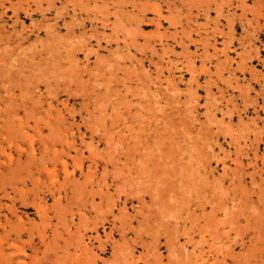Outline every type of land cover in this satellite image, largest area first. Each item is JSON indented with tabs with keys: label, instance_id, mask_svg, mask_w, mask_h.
Masks as SVG:
<instances>
[{
	"label": "rangeland",
	"instance_id": "1",
	"mask_svg": "<svg viewBox=\"0 0 264 264\" xmlns=\"http://www.w3.org/2000/svg\"><path fill=\"white\" fill-rule=\"evenodd\" d=\"M34 1L36 0H30V4L35 5L37 3L38 7L42 6L41 8L44 7V10L40 8L39 13L33 19L34 21H40L42 19L41 16L47 14L43 22L45 27L40 32V35L36 33L39 38L34 37L36 40L27 41L24 47L22 46L25 50L24 54L21 55V52H16V54H20L26 60L29 58L28 61L30 62H28V65L30 63H32L31 66L33 64L36 65V68L33 66L34 68L31 67L30 70H35L34 73L37 70L38 79H33L31 81L33 83L25 79L22 81V86L8 81L9 79L7 78L11 77V72L16 70V68H11L17 64L15 61L16 56L13 57V62H11L12 59L7 61V44L4 41H0V49H3H1L2 53L0 52V56L2 54L3 56L1 57L5 60L3 61L5 63L1 62L0 64V264H264V260H261L264 259V241L259 239L260 242L257 241L255 246L251 242L245 245L240 238L241 235L243 236L242 233L248 232L245 225H250L251 228L255 223L260 226L254 227L252 234L264 239V233L260 232V230L264 232V221L262 219L264 213H260L262 214L259 215L261 218L257 215V211L264 208V165H261L262 159H264V0H122V2L121 0H108L106 3L109 6H106V3H103L102 0L97 1V6H94L95 3L89 2V0H84V3L82 0H71L69 2L71 13H69L70 16L67 14L66 17L69 27L74 24L73 22L78 24L80 19L82 20V18L86 17L88 10H102L101 16H106L108 26L105 28L102 27L101 21H94L95 24H99V29L107 37L103 40L104 50L100 51L98 50L96 38L91 37L95 32L92 26L81 29L83 35L81 40L82 35L80 32L78 33V38L68 36L66 35L67 26L65 27L61 23L56 24L58 20L61 21L58 15H63L67 12L60 0L52 2V5L55 6H52L54 10L50 5H46L50 0ZM78 1L82 2V4ZM101 3L104 6L103 8L100 6ZM143 4L152 7L148 10L146 17L142 16L140 9ZM7 5L9 6L8 0H0V38L7 37V27L13 28L14 25H17V30L20 31L23 27L33 26L31 24L33 23V21L31 22L32 19H27L23 11L19 16L20 19L18 18V23L14 24L17 16L13 11L7 15ZM154 6L161 8L163 11L164 18L160 22L161 27L159 26V21L156 20L157 13L153 10ZM74 7L78 8V11L75 12ZM60 10L61 13H59ZM81 10H83V16L79 14ZM114 10L118 11L117 16L113 14ZM57 12L59 14H56ZM168 16H172V18L169 19ZM76 19L78 20L76 21ZM51 20H54V22ZM120 21L122 24L125 22L124 25L119 23ZM175 22L178 23L177 26ZM114 24H116V29H112ZM130 27H134L137 30L136 33L134 28L130 29ZM55 28H59L60 31L56 32ZM120 28H123V30ZM182 29L186 31V33L184 32L185 34L182 33ZM48 30L50 33L51 31L55 32L54 35L58 33L61 37L66 35L65 40L61 41L58 38L55 42L53 34L51 38H49L51 34L46 35ZM137 32L140 35H136ZM129 33L132 34L133 40L129 38L131 36ZM88 35L91 38V43H89L87 48L88 51L81 50L76 52L75 57L69 60L66 48L74 47L73 43L76 46L80 40L79 44L82 43V46L86 45L87 39H89ZM123 35H125V38ZM171 35L174 36L172 37ZM112 38L118 39L113 40ZM71 40L74 41L71 43ZM108 40L113 43L111 42L110 45H107ZM163 40L164 42H162ZM46 41L51 44L47 43L45 45ZM41 43L44 44L42 45ZM205 43H207L206 46ZM28 45L36 50H31ZM13 47H9L8 51L12 52ZM58 47H62V50H57L56 48ZM38 48L39 50H37ZM52 54H55V56ZM101 55L104 56L101 57ZM20 56L18 55L17 58ZM49 56H51V59L56 58L57 60L52 59L51 62ZM74 59H78V65L81 62L82 71L79 69L77 71L78 67L76 68ZM67 60L74 61L75 69L69 67L71 64L68 65L69 61ZM219 61L220 63H217ZM5 64H7V68H4ZM37 64L40 65L37 66ZM39 66L41 71L38 69ZM57 67H61V70L57 69ZM53 68L54 70H52ZM70 68L76 72L73 70L71 72ZM87 68L90 70H87ZM194 69L198 72H195ZM58 70L60 72L62 70L63 72L68 71L71 73H69L70 76L73 72L75 75L77 73V77L81 76L82 79L80 82H72V77L69 76L71 82L75 83L72 84L67 79V75L63 74V78L57 75V79L55 78L56 80H54L51 75L56 76L53 71ZM113 71L116 75L112 73ZM90 72H94L98 76L96 74L91 75ZM78 73L83 75H78ZM99 75H106L105 86L104 84L101 85L102 82H100V85L97 83L100 80ZM108 77L109 79L107 80ZM134 77L135 79H133ZM46 79L49 81L47 82ZM58 79L60 82L57 81ZM65 79L68 81L66 82ZM2 82L4 85L1 84ZM56 84L60 89L55 87ZM140 84L143 85L141 86ZM127 86L131 87L130 90ZM110 88L111 91L108 92ZM90 89L92 90L90 91ZM114 89L119 91L115 90L117 95L113 91ZM24 91L27 99L22 94ZM125 91L127 94L124 93ZM70 93L73 95H70ZM85 94L87 95L85 96ZM113 94L117 97L116 99ZM134 95L135 97H133ZM96 99L97 101H95ZM120 99L123 101L121 102ZM49 101L50 103H48ZM102 103L104 104L102 105ZM106 103L108 104L107 107ZM97 104L101 108L95 110ZM169 105H171V108ZM65 107L67 108L65 109ZM116 110L119 111L116 112ZM226 112H230V114L233 112L234 115L232 114L231 117ZM97 116L99 117L97 118ZM160 117L162 120L158 119ZM99 118H102V120ZM94 119H96L98 124H95V121V125L92 124ZM123 119L125 120L123 121ZM209 120L211 122L213 120V122L211 123ZM57 121L59 122L57 123ZM246 121H249V124ZM45 123L47 124L45 125ZM256 124L258 125L257 127L255 126ZM173 128L176 130L174 131ZM116 129H120V131ZM186 129L190 132L187 131L188 135H182L183 133L187 134L185 133ZM131 130L132 132H130ZM113 131L118 132L114 133ZM170 134L174 137H172L173 139ZM191 134H194V138ZM166 136L167 139L165 141L164 138ZM257 136L263 140L257 139ZM234 137H238L240 141L238 139L233 140L232 138ZM159 138H162L163 141ZM188 138H193V141ZM173 140L177 141L172 142ZM207 140L211 141L208 142ZM258 140L260 141L258 142ZM233 141L237 143H233ZM140 142L143 147L146 146L151 150L145 151L143 149V152L141 150L142 145H139ZM159 142L161 145L157 147ZM135 143L139 147H137L138 145L135 147ZM178 143L179 147L182 148L183 146L185 150L178 149ZM197 144L200 146H197ZM206 144L207 146L209 144L210 147H207ZM188 145L192 146L189 148ZM126 147L129 152H126ZM158 149L162 153H157ZM171 149L176 153L174 151L171 153ZM183 151L188 152L189 155H181L184 154ZM127 154L134 161L126 156ZM158 154L162 156L158 157ZM203 154L204 156L201 157ZM180 157L181 159L179 160L178 158ZM140 158L142 160H139ZM149 158H153L151 166L143 164ZM174 159L175 161H173ZM198 159H201L202 162L198 161ZM255 159L259 160L258 164H256ZM124 160H126L125 163ZM177 160L181 162L180 164H185V166L178 164L179 161L177 162ZM188 160L190 164H187V162L189 163ZM121 161L123 162L121 163ZM29 162L31 163L30 166ZM63 162H67L69 166L71 179H65ZM162 163L166 165L164 166ZM171 163L173 165H170ZM174 165H179L180 167ZM252 166H255V168L253 169ZM170 167L175 169L172 171ZM176 167L181 169L178 168V170ZM193 167L198 168L196 169L197 172L196 170L194 171ZM55 169L57 172L53 173L52 171ZM252 171L253 173H251ZM143 172H145V175H143ZM173 172L181 174L182 177L176 173L174 175ZM232 172L238 174L236 175ZM146 173H149V175ZM197 174L200 179L197 176L194 177ZM189 175L194 178L193 181H197L198 185H195L199 187H196L194 185L195 182H192V180H188L191 183L187 182V178L192 179ZM184 176L187 178H184ZM161 177L166 179V181ZM179 177L184 181L180 180ZM158 178L162 179V183L165 181L163 185L161 184L162 187L165 184L166 186L170 185L167 186L169 189L167 187H158L164 193L156 188V185L160 184L156 183L159 180ZM177 180L178 183L176 182ZM183 182L189 183L190 189L194 185L195 189L199 188L202 190H198L197 193L194 192L193 188L191 192L190 190L188 192L186 191V186L189 184L186 183V185ZM147 183L149 186H146L148 185ZM182 184L186 186H179ZM207 185H212L213 187L211 186L210 189ZM177 186L179 187L177 188ZM152 187L158 193H161H156V190L152 189ZM177 189L178 192L174 193L173 191ZM152 190H155V193ZM255 190L257 192L253 194L252 192ZM199 191H201L200 194ZM196 193L198 194L197 196ZM150 194L152 195L150 196ZM153 194L154 196L157 194L156 197L160 199H152ZM181 194L184 197L189 194V198L187 196L183 198ZM168 195H172V198L168 197ZM248 195L252 197L253 201L246 200L245 202ZM165 198L169 201L166 202ZM199 199L200 201H198ZM205 199H208V201ZM157 200L160 201V205L162 203L161 206H158L159 202ZM178 200L182 202L178 203L179 205L177 204ZM209 200L217 201L216 203L219 202L222 207L219 208V203L211 207L215 202H210ZM207 202L212 204L207 205ZM198 203L202 207L198 206V208ZM172 205H176L178 210H171L169 207ZM165 206L169 207L163 210ZM181 206H185V208ZM256 206L257 208H255ZM233 207L234 210L231 209ZM244 207L245 209L241 213L240 210H243L242 208ZM247 207L250 209H246ZM161 208L163 213L160 211ZM155 209H157V212ZM223 210H226V213ZM231 210L233 211V218L237 217L236 224L235 222L230 223L232 222L230 219H233L231 217L232 214H230ZM247 210L250 211L248 212ZM253 211H255L256 214H254L260 221H256V219L255 222L253 220L246 221L245 214L247 213L248 217H250ZM158 212H161V214ZM167 212L169 214L174 212L176 215L171 217L167 215V218L164 216ZM204 212L206 216H204ZM187 213L189 214L187 215ZM225 214L228 216L226 217ZM210 215L212 216L209 219ZM196 216H201L203 219L201 217L196 218ZM256 216L254 217L257 218ZM226 218L230 219L227 220ZM239 219H242L243 222H238ZM166 221L173 222L170 224ZM204 221H210V230L207 229L206 232L202 233V230L208 224ZM228 221L230 222L228 223ZM193 222L195 223L193 224ZM167 223L170 225L168 226ZM173 224L176 226H172ZM238 224L240 225L238 226ZM172 227L173 229L177 227L178 231L168 230V228ZM238 227L239 229H237ZM229 228L233 229L234 232L229 230ZM183 230L186 233H183ZM214 232H218L219 237H216V235L214 239L213 234H217ZM219 232H223V236ZM162 233L164 234L162 235ZM235 233L237 234L236 238ZM155 235L156 237L162 236L161 242L160 240H155ZM189 236L193 238L190 240L191 242L188 240ZM167 237L171 241L169 245L165 243ZM172 237L176 238L173 239ZM203 241L206 242L204 243ZM218 243L228 245L226 247ZM218 259H222V261L219 263L220 260Z\"/></svg>",
	"mask_w": 264,
	"mask_h": 264
},
{
	"label": "bare ground",
	"instance_id": "2",
	"mask_svg": "<svg viewBox=\"0 0 264 264\" xmlns=\"http://www.w3.org/2000/svg\"><path fill=\"white\" fill-rule=\"evenodd\" d=\"M36 1H37V0H36ZM36 1H34V2H36ZM55 1H57V0H50L49 2L46 1V2H48V4H46V5H50L51 8H52V6H53V5H52V2H55ZM60 1L62 2V6H64V9H66L67 12H66V14H63V15L60 14L61 16L58 15V16H59L58 18H61V21L58 20V21L56 22V24H60V23H61L62 25H65V27L67 26V31H66L67 34H66V35H68V36H73V37H77L79 32H80L81 35H82V31H81V29H86L87 26H92V28H94V31H95V32L92 34L91 37H95V38H96V40H97V46H98V50H99V51H100V50H104V49H103V40L106 39L107 37H105V34L102 33V30L99 29V24H95V22H94V21H97V22H98V21H101V23H102V27H104V28L108 26V24H107V22H106V21H107V20H106V16H104V15L101 16V15H102V13H101L102 10H101V11H98V10H96V9H94V10H88V11H87V14H86V17L82 18V20L80 19V22H79L78 24H76V22H73L74 24H73L71 27H69V25H68V23H67V21H66V17H67V14L71 13V10H70L71 7H70V4H69V2H70L71 0H60ZM97 1H98V0H89V2L95 3L94 6H97V5H96V4H98ZM107 1H108V0H102L103 3H106ZM73 2H74V1H73ZM75 2H76V1H75ZM78 2L82 4V2L84 3L85 1L82 0V2H80V1H78ZM121 2H122V0H121ZM39 3H40V2H39ZM87 3H88V2H87ZM109 3H110V2H109ZM116 3H118V2H116ZM119 3H120V1H119ZM8 4H9V6L7 5V15H9L11 11H13V12L16 14V16H17V19H16V20H14V19L12 18V20H14V24H15V23H16V24L18 23V18H19V16L21 15L22 11L26 14V18H27V19L31 18V19H32L31 22L33 21V23H31V24H33V26L30 24L31 26L23 27V29L20 30V31L17 30V25H14L13 28L7 27V37H6V38H5V37L0 38V41H4V42L7 44V56H6V57H7V61H10L9 59H12L11 62H13V57L16 56L15 61L17 62V64L15 65V67H11V68H16V70H14V71L11 72L12 74H11V77H10V78H9V77L7 78V76H5L4 74H3V75H4V77H6L7 79H9L8 81H11V82L17 83V84H19V86H20V85L22 86V85H23V83H22L23 80L27 79L29 82H31V81H33V79H35V78L38 79L39 75L36 73L37 70H36V72H35L36 74L34 73L35 70H34V71L30 70L31 67H33V66L35 67L36 65L33 64V65L31 66L32 63H30V65H28V62H30V61H28L29 58H27L28 60H26L24 57H21L20 54H16V52H17V53L21 52V55L24 54V53H25V50L23 49L24 44H25L27 41H30V40H32V39H35L34 37H38V35L41 34L40 32H41L42 29H44V27H45L43 22H44V20L46 19L47 14H43V16H41L42 19H41L40 21H37V20L34 21V19H33L34 16H36V15L39 13L40 8H41L42 6L39 5L40 7H38L37 3H36L35 5H31V4H30V0H8ZM120 4H121V3H120ZM71 5H72V3H71ZM75 5H77V4L75 3ZM117 5H118V4H117ZM34 6H37V7H34ZM50 6H49V7H50ZM86 6H87V5H86ZM100 6H102V8L104 7L102 3H101ZM106 6H109V4L106 3ZM113 6H114V5H113ZM120 6H121V5H120ZM122 6H123V5H122ZM47 7H48V6H47ZM53 7H55V6H53ZM72 7H73V5H72ZM76 7H77V6H76ZM76 7H74V11H75V12L78 11V8H76ZM134 7H135V6H134ZM43 8H44V7H43ZM43 8H41V9H43ZM80 8H81V7H80ZM86 8H87V7H86ZM99 8H100V7H99ZM109 8H110V7H109ZM136 8H137V7H136ZM151 8H152V7L148 6L147 4H143V5L141 6V8H140L141 11H142V12H141V13H142V16H143V17H146L147 14H148V10L151 9ZM45 9H46V8H45ZM52 9H53V8H52ZM72 9H73V8H72ZM121 9H122V8H121ZM43 10H44V9H43ZM47 10H48V8H47ZM47 10H46V13H47ZM53 10H54V9H53ZM55 10H56V9H55ZM106 10H107V9H106ZM115 10H116V9H115ZM115 10H114V11H115ZM125 10H126V9H125ZM153 10L157 13V14H156V16H157V19H156V20L159 21V26H160V25H161L160 22L162 21V18H164L163 11H162L161 8H157V6H154V7H153ZM58 11H59V10H58ZM42 12H43V11H42ZM103 12H104V11H103ZM106 12H107V11H106ZM125 12H126V11H125ZM171 12H172V11H171ZM59 13H61V10H60ZM59 13L57 12L56 14H59ZM108 13H109V12H108ZM132 13H133V12H132ZM79 14H81V16H83V15H84V14H83V10H81V11L79 12ZM113 14L117 16L118 11H115ZM113 14H112V15H113ZM171 14H172V13H171ZM13 15H14V14H13ZM13 15H11V16H13ZM41 15H42V14H41ZM74 15H75V14H74ZM55 16L57 17V15H55ZM69 16H70V14H69ZM72 16H73V15H72ZM110 17H111V16H110ZM127 17H128V14H127ZM129 17H130V16H129ZM168 17H169V16H168ZM10 18H11V17H10ZM153 18H154V17H153ZM170 18H172V16L169 17V19H170ZM173 18H174V16H173ZM19 19H20V18H19ZM74 19H75V17H74ZM74 19H73V20H74ZM116 19H117V18H116ZM116 19H115V20H116ZM55 20H56V19H55ZM73 20H72V21H73ZM77 20H78V19H76V21H77ZM113 20H114V19H113ZM119 20H120V19H119ZM51 21H52V20H51ZM72 21H71V22H72ZM116 21H117V20H116ZM116 21H113V22H116ZM171 21H173V19H171ZM52 22H54V20H53ZM71 22H70V24H71ZM108 22H109V21H108ZM113 22H112V23H113ZM117 22H118V21H117ZM132 22H133V21H132ZM49 23H50V22H49ZM119 23H121V21H120ZM124 23H125V22H124ZM124 23H123V24L121 23V24L124 25ZM139 23H140V22H139ZM175 23H176V26H177L178 23H177V22H175ZM12 24H13V23H12ZM56 24H55V25H56ZM121 24H120V25H121ZM171 24H172V23H171ZM171 24H170V25H171ZM50 25H51V24H50ZM115 25H116V24H114V27L112 26V29L115 28ZM117 25H118V24H117ZM120 25H119V26H120ZM156 25H157V24H156ZM174 25H175V24H174ZM52 26H53V25H52ZM52 26H51V27H52ZM159 26H158V27H159ZM21 27H22V26H21ZM49 27H50V26H49ZM53 27H54V26H53ZM121 27H122V26H121ZM126 27H127V26H126ZM138 27H139V26H138ZM160 27H161V26H160ZM46 28H47V26H46ZM89 28H90V27H89ZM116 28H117V27H116ZM116 28H115V29H116ZM131 28H134V27H130V29H131ZM155 28H156V27H155ZM60 29H62V27H60ZM87 29H88V28H87ZM120 29L123 30V28H120ZM127 29H128V28H127ZM179 29H180V28H179ZM52 30L54 31V29H52ZM106 30H107V29H106ZM132 30H133V29H132ZM162 30H163V29H162ZM166 30H167V29H166ZM182 30H183L182 33L185 34L186 31H185L184 29H182ZM53 31H51V33L49 32V30L46 31V35H50V34H51L50 37L48 36L49 38H51V37L55 34V32H53ZM55 31L57 32V31H60V30H59V28H55ZM116 31H117V30H116ZM127 31H128V30H127ZM127 31H126V33L129 32V31H128V32H127ZM130 31H131V30H130ZM134 31H135V33H136L137 30H135V28H134ZM134 31H132V32L134 33ZM160 31H161V30H160ZM167 31H168V30H167ZM92 32H93V31H92ZM110 32H111V31H110ZM112 32H113V31H112ZM114 32H115V31H114ZM117 32H118V31H117ZM123 32H124V31H123ZM152 32H153V31H152ZM158 32H159V31H158ZM184 32H185V33H184ZM36 33H39V34L37 35ZM101 33H102V35H101ZM121 33H122V32H121ZM124 33H125V32H124ZM189 33H190V32H189ZM52 34H53V35H52ZM76 34H77V35H76ZM90 34H91V33H90ZM112 34H113V33H112ZM115 34H116V32H115ZM129 34H131V33H129ZM138 34L140 35V33L137 32L136 35H138ZM176 34H177V33H176ZM66 35L61 37V36H59V34L57 33V35H54V37H55V42H56V39H58V38L61 39V41H62V40L66 37ZM79 35H80V34H79ZM109 35H110V34H109ZM169 35H170V34H169ZM123 36H124V38H125V35H123ZM129 36H130V35H129ZM141 36H144V35L141 34ZM171 36L173 37L174 35H171ZM177 36H178V35H177ZM0 37H1V36H0ZM54 37H53V38H54ZM88 37H89V39H87V44H86V45H83V46H82V43L79 44V42L83 39V35H82V38L79 37L81 40L78 39V40H80V41H79V42H78V40L76 41V44H77V42H78V44H77L76 46H75V43H73V46H74V47H69L70 49H69V48H66V52H67V54H68L67 56H69V58H68V57H67V58H68L69 60H71L70 58L73 59V58L75 57L76 52H80L81 50H83V51H86V50H87V51H88L87 48H88V46H89V43H91V42H90V41H91V40H90L91 38H90L89 35H88ZM108 37H109V36H108ZM127 37H128V36H127ZM127 37H126V38H127ZM132 37H133V36H132V34H131V36H130L129 38L132 39ZM38 38H39V37H38ZM77 38H78V37H77ZM109 38H110V37H109ZM121 38H122V37H121ZM144 38H145V36H144ZM158 38H159V37H158ZM158 38H157V39H158ZM186 38H189V37H186ZM47 39H48V38H47ZM68 39H71V38H68ZM73 39H74V38H73ZM75 39H76V38H75ZM112 39L114 40L115 38H112ZM117 39H118V38H117ZM117 39H115V40H117ZM127 39H128V38H127ZM135 39H136V38H135ZM147 39H149V38H147ZM151 39H152V38H151ZM166 39H167V38H166ZM189 39H191V38H189ZM35 40H36V39H35ZM42 40H43V39H42ZM52 40H53V39H52ZM64 40H65V39H64ZM66 40H67V39H66ZM122 40H123V39H122ZM132 40H133V39H132ZM167 40H168V39H167ZM180 40H181V39H180ZM194 40H195V39H194ZM38 41H39V40H38ZM43 41H44V40H43ZM50 41H51V40H50ZM50 41H49V42H50ZM53 41H54V40H53ZM68 41H70V40H68ZM73 41H74V40H73ZM73 41L71 40V43H72ZM119 41H120V39H119ZM137 41H138V40H137ZM207 41H208V40H207ZM39 42H40V41H39ZM83 42H84V40H83ZM111 42H112L111 40H108V41H107V43H108L107 45H110ZM117 42H118V41H117ZM122 42H123V41H122ZM162 42H164V40H163ZM32 43H33V42H32ZM47 43H48V42L46 41L45 45H46ZM112 43H113V42H112ZM127 43H128V42H127ZM127 43H126V44H127ZM129 43H130V42H129ZM131 43H133V42H131ZM136 43H137V42H136ZM166 43H167V42H166ZM184 43H185V42H184ZM1 44H2V43H1ZM41 44L43 45L44 43H41ZM48 44H49V43H48ZM50 44H51V43H50ZM50 44H49V45H50ZM153 44H154V43H153ZM161 44H162V43H161ZM168 44H169V43H168ZM188 44H189V43H188ZM190 44H191V43H190ZM4 45H5V44H4ZM56 45H58V44H56ZM63 45H65V43H63ZM67 45H68V44H67ZM156 45H157V44H156ZM175 45H176V44H175ZM206 45H207V43H205V46H206ZM13 46H14V47H13ZM22 46H23V47H22ZM28 46H29V45H28ZM35 46H36V43H35ZM47 46H48V45H47ZM91 46H92V45H91ZM127 46H128V45H127ZM227 46H228V45H227ZM9 47H11V48L13 47V49H12L13 51H12V52H9V51H8V48H9ZM41 47H42V46H41ZM48 47H49V46H48ZM56 47H57V46H56ZM201 47H202V46H201ZM11 48H10V49H11ZM15 48H16V49H15ZM29 48H31V47L29 46ZM46 48H47V47H46ZM84 48H86V49H84ZM184 48H185V47H184ZM204 48H205V47H204ZM204 48H203V50H204ZM227 48H228V47H227ZM1 49H2V48H1ZM1 49H0V52L2 53ZM4 49H6V48H4ZM32 49H33V50H36L35 48H31V50H32ZM54 49H55V47H54ZM56 49L60 51V50H62V47H61V48L58 47V48H56ZM185 49H186V48H185ZM2 50H3V49H2ZM37 50H39V48H38ZM40 50H41V49H40ZM51 50H52V49H51ZM168 50H169V49H168ZM203 50H202V51H203ZM44 51H45V50H44ZM44 51H43V52H44ZM52 51L54 52V50H52ZM110 51H111V50H110ZM202 51H201V52H202ZM26 52H27V51H26ZM32 52H33V51H32ZM41 52H42V51H41ZM49 52H50V51H49ZM95 52H96V51H95ZM34 53H35V52H34ZM34 53H33V54H34ZM51 53H52V52H51ZM55 53H56V52H55ZM87 53H88V52H87ZM87 53H86V54H87ZM194 53H195V52H194ZM5 54H6V53H5ZM28 54H29V53H28ZM39 54H40V53H39ZM63 54H64V53H63ZM93 54H95V53L93 52ZM96 54H97V52H96ZM99 54H100V53H99ZM18 55L20 56L19 58H17ZM35 55H36V54H35ZM47 55H49V54H47ZM50 55H51V54H50ZM52 55H53V54H52ZM113 55H114V54H113ZM162 55H163V54H162ZM164 55H165V54H164ZM168 55H170V54H168ZM1 56H3V55L1 54ZM1 56H0V64H1V62L5 61V60L3 59V57H1ZM53 56H55V54H54ZM86 56H88V55H86ZM103 56H104V55H103ZM103 56L101 55V57H103ZM118 56H119V55H118ZM49 57H50V59H51V56H49ZM88 57H89V56H88ZM95 57H96V56H95ZM125 57H126V56H125ZM190 57H191V56H190ZM201 57L203 58V56H201ZM223 57H224V56H223ZM62 58H63V57H62ZM67 58H66V59H67ZM212 58H213V57H212ZM45 59H46V58H45ZM45 59H44V60H45ZM52 59H53V58H52ZM52 59H51V62H52ZM54 59H55V61L57 60L56 58H54ZM54 59H53V60H54ZM117 59H118V58H117ZM144 59H145V58H144ZM37 60H38V59H37ZM40 60H42V59H40ZM40 60H39V61H40ZM69 60H67V61H69ZM77 60H78V59H76V60L74 59V61L76 62V68L78 67V68H77V71H78V69H79L80 71H82L81 68H82L83 66L81 65V62H80L79 65H78V64H77ZM103 60H104V59H103ZM120 60H121V59H120ZM123 60H124V58H123ZM200 60H201V59H200ZM26 61H27V62H26ZM46 61H47V60H46ZM74 61H69V63H68V65L71 64L69 67H72L73 69H75ZM99 61H100V60H99ZM166 61H167V60H166ZM183 61H184V60H183ZM207 61H208V60H207ZM207 61H206V62H207ZM25 62H26V63H25ZM35 62H36V61H35ZM42 62H43V61H42ZM150 62H151V61H150ZM193 62H194V61H193ZM3 63H5V62H3ZM6 63H7V62H6ZM8 63H9V62H8ZM36 63H37V62H36ZM46 63H47V62H46ZM57 63H58V62H57ZM155 63H156V62H155ZM178 63H179V62H178ZM191 63H192V62H191ZM204 63H205V62H204ZM217 63H220V61L217 62ZM223 63H224V62H223ZM55 64H56V62H55ZM55 64H53V65H55ZM201 64H202V63H201ZM3 65H4V64H3ZM3 65H2V66H3ZM6 65H7V64H5L4 68L6 67ZM38 65H40V64H37V66H38ZM43 65H45V64H43ZM47 65H49V64L47 63ZM57 65H58V64H57ZM77 65H78V66H77ZM96 65H97V64H96ZM139 65H140V64H139ZM182 65H183V64H182ZM84 66H85V65H84ZM93 66H94V65H93ZM104 66H105V65H104ZM119 66H120V64H119ZM123 66H124V65H123ZM7 67H8V66H7ZM7 67H6V68H7ZM9 67H10V66H9ZM29 67H30V68H29ZM34 67H33V68H34ZM49 67H51V66H49ZM49 67H47V68H49ZM54 67H56V65H55ZM96 67H97V66H96ZM121 67H122V65H121ZM142 67H144V66H142ZM192 67H193V66H192ZM202 67H203V66H202ZM1 68H2V67H1ZM27 68H29V69H27ZM35 68H36V67H35ZM43 68H44V66H43ZM94 68H95V67H94ZM107 68H108V67H107ZM122 68H123V67H122ZM181 68H182V67H181ZM181 68H180V69H181ZM193 68H194V67H193ZM38 69H40V66L38 67ZM45 69H46V67H45ZM50 69H51V68H50ZM57 69L61 70V67H60V68L57 67ZM70 69H71V68H70ZM73 69H71L70 71L72 72ZM88 69H89V68H87V70H88ZM103 69H104V68H103ZM114 69H115V68H114ZM215 69H216V68H215ZM6 70H7V69H6ZM6 70H5V71H6ZM46 70H47V69H46ZM52 70H54V68H53ZM59 70H58V71H53V72L56 73V76H54V75L51 73V74H52L51 76H53L52 78H54V80L57 79V78H56V77H58L57 75H59V76L62 77L63 74H66V75H67L66 77H67V79H69L70 82H71V80H72V82H73V81H74V82H75V81H79V82H80V80L82 79L81 76L77 77V73H76V75H75L74 72H76V71H74V70H73V71H74L73 74H74L75 76H74L73 74L70 76V75H69L70 72H68V71H67V72H65V71L63 72L64 69L62 70V72H60ZM65 70H67V69H65ZM89 70H90V69H89ZM156 70H157V69H156ZM194 70H195V69H194ZM204 70H205V69H204ZM216 70H217V69H216ZM216 70H215V71H216ZM8 71H9V70H8ZM8 71H7V72H8ZM40 71H41V69H40ZM47 71H49V69H48ZM91 71H92V70H91ZM93 71H95V70H93ZM205 71H207V70H205ZM217 71H218V70H217ZM0 72H1V71H0ZM45 72H46V71H45ZM109 72H110V71H109ZM193 72H194V71H193ZM195 72H198V71L195 70ZM9 73H10V72H9ZM38 73H39V72H38ZM55 73H54V74H55ZM98 73H99V72H98ZM112 73L115 74L114 71H113ZM39 74H40V73H39ZM43 74H44V73H43ZM49 74H50V73H49ZM49 74H48V75H49ZM70 74H71V73H70ZM88 74H89V73H88ZM90 74L92 75V74H94V72H92V73L90 72ZM95 74H96V73H95ZM95 74H94V75H95ZM6 75H7V74H6ZM78 75H83V74H82V73H78ZM96 75H97V74H96ZM115 75H116V74H115ZM8 76H9V75H8ZM46 76H47V75H46ZM64 76H65V75H64ZM69 76L72 77L71 80H70V77H69ZM97 76H98V75H97ZM97 76H96V78H97ZM105 76H106V75H105ZM105 76L99 75L100 80H101V81L99 80V81L97 82L99 85H100V82H102L101 85L104 84ZM111 76H112V74H111ZM128 76H129V75H128ZM128 76H127V77H128ZM130 76H131V75H130ZM4 77H3V78H4ZM40 77H41V76H40ZM61 77H59V78H61ZM68 77H69V78H68ZM99 77H98V78H99ZM109 77H110V76H109ZM109 77L107 78V80L109 79ZM112 77H113V76H112ZM114 77H115V76H114ZM159 77H160V76H159ZM3 78H1V79H3ZM41 78H42V77H41ZM55 78H56V79H55ZM62 78H63V77H62ZM62 78H61V79H62ZM64 78H65V77H64ZM94 78H95V76H94ZM115 78H116V77H115ZM37 79H36V81H37ZM67 79H65L66 82L68 81ZM133 79H135V77H134ZM139 79H140V78H139ZM159 79H160V78H159ZM40 80H41V79H40ZM46 80H47V79H46ZM51 80H52V79H51ZM85 80H86V79H85ZM85 80H84V81H85ZM115 80H117V79H115ZM38 81H39V80H38ZM48 81H49V80H47V82H48ZM57 81L60 82L59 79H58ZM57 81H56V82H57ZM61 81H62V80H61ZM91 81H93V80H91ZM91 81H90V82H91ZM109 81H110V80H109ZM117 81H118V80H117ZM123 81H124V80H123ZM56 82H55V83H56ZM72 82H71V83H72ZM79 82H77V83H79ZM87 82H88V80H87ZM120 82H121V81H120ZM139 82H140V81H139ZM142 82H143V81H142ZM142 82H141V83H142ZM31 83H33V82H31ZM31 83H30V85H32ZM38 83H39V82H38ZM81 83H82V82H81ZM85 83H86V81H85ZM94 83H96V82H94ZM105 83H106V82H105ZM1 84H3V82H2ZM25 84H26V83H25ZM69 84H70V83H69ZM72 84H75V83H72ZM86 84H87V83H86ZM91 84H93V83L91 82ZM98 84H97V85H98ZM124 84H125V83H124ZM143 84H144V83H143ZM143 84H142V85H143ZM167 84H168V83H167ZM3 85H4V84H3ZM30 85H28V86H30ZM65 85H66V84H65ZM70 85H71V84H70ZM79 85H80V84H79ZM83 85H84V83H83ZM93 85H94V84H93ZM110 85H111V83H110ZM125 85H126V84H125ZM129 85H130V84H129ZM140 85H141V84H140ZM142 85H141V86H142ZM25 86H26V85H25ZM28 86H27V87H28ZM104 86H105V84H104ZM104 86H103V87H104ZM108 86H109V84H108ZM131 86H132V85H131ZM146 86H147V85H146ZM168 86H169V85H168ZM46 87H47V86H46ZM55 87H57V84H56ZM64 87H65V86H64ZM92 87H93V86H92ZM92 87H91V88H92ZM94 87H96V86L94 85ZM94 87H93V88H94ZM99 87H100V86H99ZM137 87H138V86H137ZM17 88H18V87H17ZM57 88H59V87H57ZM68 88H71V87H68ZM115 88H116V87H115ZM127 88L130 90L131 87L129 88V86H127ZM135 88H136V87H135ZM144 88H145V87H144ZM46 89H48V88H46ZM59 89H60V88H59ZM75 89H76V88H75ZM94 89H95V88H94ZM116 89H117V88H116ZM116 89H114L113 91H115ZM91 90H92V89H90V91H91ZM108 90H109V89H108ZM125 90H126V89H125ZM77 91H78V90H77ZM81 91H82V90H81ZM88 91H89V90H88ZM110 91H111V88H110V90H109L108 92H110ZM116 91H118V90H116ZM116 91H115V93H116ZM173 91H174V90H173ZM175 91H176V88H175ZM10 92H11V91H10ZM27 92H28V91H27ZM78 92H79V91H78ZM78 92H77V94L80 93V92H79V93H78ZM84 92H85V91H84ZM86 92H87V91H86ZM108 92H107V93H108ZM118 92H119V91H118ZM7 93H8V90H7ZM19 93H21V92L19 91ZM72 93H73V92H72ZM72 93H70V95H71ZM81 93H82V92H81ZM124 93H126V91H125ZM22 94H24V96H25V95H26V92L24 91V93H22ZM51 94H52V93H51ZM74 94H75V93H74ZM96 94H97V93H96ZM126 94H127V93H126ZM42 95H43V94H42ZM58 95H59V94H58ZM72 95H73V94H72ZM86 95H87V94H85V96H86ZM99 95H100V94H99ZM113 95H114V94H113ZM116 95H117V93H116ZM124 95H125V94H124ZM136 95H137V94H136ZM138 95H139V94H138ZM102 96H103V95H102ZM102 96H101V97H102ZM140 96H141V95H140ZM22 97H23V96H22ZM26 97H27V96H25V98H26ZM74 97H75V96H74ZM94 97H95V96H94ZM97 97H98V96H97ZM109 97H110V96H109ZM109 97H108V98H109ZM114 97H115V95H114ZM133 97H135V95H134ZM108 98H107V99H108ZM116 98H117V97H115V99H116ZM15 99H16V98H15ZM23 99H24V98H23ZM26 99H27V98H26ZM26 99H25V100H26ZM99 99H100V96H99ZM93 100H94V99H93ZM110 100H111V99H110ZM50 101H51V100H50ZM50 101H49L48 103H50ZM95 101H97V99H96ZM108 101H109V100H108ZM120 101H121V99H120ZM122 101H123V100H122ZM122 101H121V102H122ZM124 101H125V100H124ZM9 102H10V101H9ZM78 102H79V101H78ZM106 102H107V101H106ZM10 103H11V102H10ZM83 103H84V102H83ZM99 103H100V102H99ZM113 103H114V102H113ZM125 103H126V102H125ZM170 103H171V101H170ZM95 104H96V103H95ZM100 104H101V103H100ZM103 104H104V103H102V105H103ZM121 104H122V103H121ZM128 104H129V103H128ZM133 104H134V103H133ZM179 104H180V103H179ZM107 105H108V104L106 103V107H107ZM225 105H226V104H225ZM65 106H66V105H65ZM94 106L96 107V105H94ZM98 106H99V104H97V107H96L95 110H97V108H98V109L101 108L100 106H99V107H98ZM112 106H113V105H112ZM163 106H164V105H163ZM169 106H170V108H171V105H169ZM115 107H116V106H115ZM119 107H120V105H119ZM223 107H224V105H223ZM50 108H51V107H50ZM66 108H67V107H65V109H66ZM112 108H113V107H112ZM117 108H118V106H117ZM226 108H227V107H226ZM51 109H52V108H51ZM110 109H111V108H110ZM118 109H119V108H118ZM101 110H103V109H101ZM114 110H115V109H114ZM119 110L121 111V109H119ZM119 110H116V112H118ZM228 110H229V108H228ZM230 110H232V108H230ZM255 110H256V109H255ZM111 111H112V110H111ZM169 111H170V110H169ZM172 111H173V110H172ZM191 111H192V110H191ZM257 111H258V110H257ZM257 111H256V112H257ZM97 112H98V111H97ZM166 112H167V111H166ZM230 112H231V111H230ZM230 112H229V113L226 112V114H229V115L231 116V115L233 114V112H232V114H230ZM58 113H59V112H58ZM93 113H94V112H93ZM113 113L115 114L114 111H113ZM164 113H165V112H164ZM185 113H186V112H185ZM254 113H255V112H254ZM48 114H49V113H48ZM89 114H91V113H89ZM98 114H99V113H98ZM187 114H188V113H187ZM99 115H100V114H99ZM233 115H234V114H233ZM15 116H16V115H15ZM91 116H92V115H91ZM101 116H102V115H101ZM116 116H119V115H116ZM172 116H174V115H172ZM175 116H176V114H175ZM187 116H188V115H187ZM89 117H90V116H89ZM98 117H99V116H97V118H98ZM231 117H232V116H231ZM231 117H230V118H231ZM256 117H257V116H256ZM259 117H260V116H259ZM50 118H51V117H50ZM84 118H85V117H84ZM111 118H113V117H111ZM123 118H125V117L123 116ZM99 119L102 120V118H99ZM103 119H104V118H103ZM117 119H118V118H117ZM158 119L162 120L161 117L158 118ZM171 119H172V118H171ZM240 119H242V118H240ZM86 120H87V119H86ZM89 120H90V118H89ZM124 120H125V119H123V121H124ZM163 120H164V119H163ZM166 120H167V119H166ZM253 120H254V119H253ZM60 121H61V119H60ZM83 121H84V120H83ZM91 121H92V120H91ZM94 121L96 122V119H94V120L92 121V122H93L92 124H94ZM103 121H104V120H103ZM179 121H180V120H179ZM209 121H210V120H209ZM242 121H243V120H242ZM58 122H59V121H57V123H58ZM98 122H99V121H98ZM135 122H136V121H135ZM170 122H171V121H170ZM210 122H211V121H210ZM212 122H213V120H212ZM212 122H211V123H212ZM225 122H226V121H225ZM229 122H230V121H229ZM229 122H228V123H229ZM248 122H249V121H246V123H248ZM88 123H89V122H88ZM103 123H105V122H103ZM137 123H138V122H137ZM177 123H178V122H177ZM246 123H245V124H246ZM251 123H253V122H251ZM46 124H47V123H45V125H46ZM95 124H98V123L96 122ZM95 124H94V125H95ZM99 124H100V123H99ZM123 124H124V123H123ZM163 124H164V123H163ZM171 124H172V123H171ZM171 124H168V125H171ZM248 124H249V123H248ZM254 124H255V123H254ZM102 125H103V124H102ZM102 125H101V126H102ZM132 125H133V124H132ZM153 125H154V124H153ZM182 125H183V124H182ZM227 125H230V124H227ZM246 125H247V124H246ZM48 126H49V124H48ZM53 126H54V125H53ZM115 126H116V125H115ZM128 126H129V125H128ZM133 126H134V125H133ZM155 126H156V124H155ZM155 126H154V127H155ZM160 126H162V125H160ZM163 126L165 127V125H163ZM172 126H173V125H172ZM174 126H175V125H174ZM183 126L186 127L185 125H183ZM255 126L257 127L258 125L256 124ZM33 127H35V126H33ZM157 127H159V126H157ZM169 127H170V126H169ZM180 127H181V126H180ZM180 127H178V128H180ZM184 127H183V128H184ZM50 128H51V126H50ZM58 128H59V126H58ZM110 128H111V127H110ZM120 128H121V126H120ZM152 128H153V127H152ZM238 128L240 129V127H238ZM243 128L245 129L244 126H243ZM243 128H242V129H243ZM263 128H264V127H263ZM51 129H52V128H51ZM55 129H56V128H55ZM89 129H90V128H89ZM127 129H128V128H127ZM129 129H130V128H129ZM154 129H155V128H154ZM173 129H174V128H173ZM173 129H172V130H173ZM239 129H238V131L241 130V129H240V130H239ZM93 130H94V129H93ZM116 130H118V129H116ZM156 130L158 131V129H156ZM175 130H176V129H174V131H175ZM179 130H180V129H179ZM184 130H185V129H184ZM52 131H53V130H52ZM118 131H120V129H119ZM118 131H115V132H118ZM169 131H170V130H169ZM187 131L190 132L188 129H186L185 133H187V134H184V133H183L182 135H188V132H187ZM238 131H235V132H238ZM242 131H243V130H242ZM242 131H241V132H242ZM253 131H254V130H253ZM113 132H114V131H113ZM115 132H114V133H115ZM130 132H132V130H131ZM162 132H163V131H162ZM162 132H161V133H162ZM166 132H167V131H166ZM241 132H240V133H241ZM248 132H249V130H248ZM125 133H126V132H125ZM205 133H207V132L205 131ZM205 133H204V134H205ZM215 133H216V132H215ZM231 133H232V132H231ZM173 134H174V133H173ZM216 134H217V133H216ZM122 135H123V134H122ZM122 135H121V136H122ZM140 135H141V134H140ZM155 135H156V134H155ZM191 135H192V137L194 138V136H193L194 134H191ZM239 135H240V134H239ZM121 136H120V137H121ZM135 136H136V134H135ZM170 136H171V134H170ZM170 136H168V137H170ZM178 136H181V135H178ZM195 136L197 137L198 135H195ZM159 137H160V136H159ZM172 137H173V136H171V138H172ZM188 137H189V136H188ZM198 137H199V136H198ZM200 137H201V136H200ZM206 137H207V136H206ZM224 137H225V136H224ZM231 137H232V136H231ZM240 137H241V136H240ZM242 137H243V133H242ZM123 138H124V137H123ZM131 138H132V137H131ZM155 138H156V137H155ZM173 138H174V137H173ZM173 138H172V139H173ZM193 138H192V139L188 138V139H190V140L193 141ZM117 139H118V138H117ZM153 139H154V138H153ZM159 139H161V141H163L162 138H159ZM164 139H165V141H166L167 136H166V138H164ZM216 139H217V138H216ZM232 139H233V140H234V139L236 140V139H238V137H237V138L234 137V138H232ZM253 139H254V138H253ZM257 139L263 140L262 138H258V136H257ZM118 140H119V139H118ZM177 140H178V139H177ZM177 140H173L172 142L177 141ZM179 140H180V139H179ZM182 140H183V139H182ZM238 140H239V139H238ZM260 140H258V142H259ZM121 141H122V140H121ZM121 141H119V142H121ZM124 141H125V140H124ZM133 141H134V140H133ZM142 141H143V140H142ZM148 141H149V140H148ZM156 141H157V140H156ZM156 141H155V142H156ZM168 141H169V139H168ZM204 141L206 142L205 139H204ZM207 141H208V140H207ZM210 141H211V140H209L208 142H210ZM215 141H216V140H215ZM215 141H214V142H215ZM239 141H240V140H239ZM253 141H255V140H253ZM138 142H139V141H138ZM138 142H137V143H138ZM214 142H213V143H214ZM235 142H236V141H233V143H235ZM251 142H252V141H251ZM159 143H160V142H159ZM159 143H158V144H159ZM176 143H177V142H176ZM183 143H185V142H183ZM196 143H197V142H196ZM196 143H195V145H196ZM236 143H237V142H236ZM245 143H246V142H245ZM245 143H244V144H245ZM140 144L142 145L141 142L139 143V145H140ZM158 144H157V147L161 145V143H160L159 145H158ZM180 144H181V143H180ZM229 144H230V142H229ZM260 144H261V143H260ZM137 145H138V144H136V143L134 144L135 147H136ZM139 145H138L137 147H139ZM167 145H168V144H167ZM167 145H166V146H167ZM181 145H182V144H181ZM198 145H199V144H197V146H198ZM239 145H241V144H239ZM245 145H246V144H245ZM22 146H23V145H22ZM164 146H165V145H164ZM168 146H169V145H168ZM170 146H171V143H170ZM188 146H189V145H188ZM191 146H192V145H190L189 148H190ZM199 146H200V145H199ZM206 146H207V144H206ZM148 147H150V146H148ZM177 147H178V149L181 148V147H179V143H178V146H177ZM193 147H195V146H193ZM202 147H203V146H202ZM207 147H210V145L208 144ZM256 147H257V146H256ZM121 148H122V147H121ZM141 148H142L141 150H142L143 152H144L143 149H145V151L150 149V148L148 149L146 146L143 147V145L141 146ZM184 148H185V147H184ZM198 148H199V147H198ZM257 148H258V147H257ZM125 149H126V152H129V150L127 151V149H128L127 147H126ZM181 149H183V146H182ZM181 149H180V150H181ZM121 150H122V149H121ZM133 150H134V149H133ZM137 150H138V149H137ZM141 150H140V151H141ZM150 150H151V149H150ZM152 150H154V149L152 148ZM175 150H176V149H175ZM183 150H185V149H183ZM187 150H188V148H187ZM187 150H186V151H187ZM190 150H192V149H190ZM199 150H200V148H199ZM26 151H27V149H26ZM31 151H32V150H31ZM140 151H139V152H140ZM142 151H141V152H142ZM168 151H169V149H168ZM173 151H174V150H172V149L170 150L171 153H172ZM176 151L178 152V150H176ZM229 151H230V150H229ZM139 152H138V153H139ZM143 152H142V154H143ZM148 152H149V151H148ZM153 152H154V151H153ZM160 152L162 153V151L158 149V152H157V153H160ZM166 152H167V150H166ZM174 152H175V151H174ZM183 152H184V151H183ZM200 152H201V151H200ZM200 152H199V154H200ZM157 153H156V154H157ZM175 153H176V152H175ZM192 153H193V151H192ZM201 153H202V152H201ZM128 154H129V153H128ZM128 154H127L126 156H128ZM150 154L152 155V153H150ZM165 154H166V153H165ZM180 154H181V152H180ZM185 154H188V152H187V153L184 152V154H181V155H185ZM122 155H123V154H122ZM143 155H145V154H143ZM159 155H160V154H158V157H161V156H162V155H160V156H159ZM188 155H189V154H188ZM9 156H10V155H9ZM55 156H56V155H55ZM57 156H58V154H57ZM119 156H120V155H119ZM132 156H133V155H132ZM146 156H147V155H146ZM168 156H169V155H168ZM179 156H180V155H179ZM203 156H204V154L201 155V157H203ZM246 156H247V155H246ZM128 157L131 158V156H128ZM143 157H144V156H143ZM147 157H148V156H147ZM158 157H157V158H158ZM165 157H166V156H165ZM177 157H178V156H177ZM182 157H183V156H182ZM188 157H189V156H188ZM263 157H264V156H263ZM130 158H129V159H130ZM175 158H176V157H175ZM197 158H198V157H197ZM197 158H196V159H197ZM205 158H206V156H205ZM226 158H227V157H226ZM228 158H229V157H228ZM235 158H236V157H235ZM56 159H57V158H56ZM131 159L133 160V158H131ZM131 159H130V160H131ZM145 159H146V158H145ZM158 159H159V158H158ZM163 159H164V158H163ZM163 159H162V160H163ZM178 159L180 160L181 157L178 158ZM203 159H204V158H203ZM206 159H207V158H206ZM233 159H234V157H233ZM261 159H262V158H261ZM14 160H15V159H14ZM127 160H128V159H127ZM139 160H142V159L140 158ZM152 160H153V158H149V159L145 160L143 164H147V165L151 166V161H152ZM162 160H160V161H162ZM179 160H177V162H178ZM189 160L191 161L190 157H189ZM189 160H188V161H189ZM193 160H194V159H193ZM193 160H192V161H193ZM228 160H229V159H228ZM28 161H29V160H28ZM44 161H45V160H44ZM119 161H120V160H119ZM133 161H134V160H133ZM157 161H158V160H157ZM171 161H172V160H171ZM173 161H175V159H174ZM173 161H172V162H173ZM183 161H184V160H183ZM190 161H189V163L187 162V164H190ZM194 161H196V160H194ZM198 161H201V159H200V160L198 159ZM206 161H207V160H206ZM218 161H219V160H218ZM17 162H18V161H17ZM30 162H31V160H30ZM30 162H29V166H30V164H31ZM45 162H46V161H45ZM45 162H44V163H45ZM56 162H57V161H56ZM122 162H123V161H121V163H122ZM125 162H126V160H124V163H125ZM137 162H139V161H137ZM201 162H202V161H201ZM219 162H221V161H219ZM219 162H218V163H219ZM255 162H256V164H258V163H259V160L255 159ZM128 163H129V161H128ZM163 163H165V162H163ZM163 163H162V164H163ZM180 163H181V162L179 161L178 164H180ZM185 163H186V162H185ZM42 164H43V163H42ZM63 164H64L63 169H64L65 177H66L65 179H67V178H68V179H71V177H70V176H71V173H70V171H69V166L67 165V162H63ZM136 164H137V163H136ZM136 164H135V165H136ZM249 164H250V163H249ZM249 164H248V166H249ZM121 165H123V164H121ZM126 165H127V164H126ZM132 165H133V164H132ZM139 165H140V164H139ZM163 165L165 166L166 164H163ZM163 165H162V167H163ZM170 165H173V163H171ZM180 165H184V166H185V164H180ZM191 165H192V164H191ZM199 165H200V164H199ZM241 165H242V164H241ZM261 165H264V159H262ZM26 166H27V163H26ZM127 166H129V165H127ZM133 166H134V165H133ZM155 166H156V165H155ZM157 166H158V165H157ZM174 166H179V165H174ZM205 166H206V165H205ZM248 166H247V167H248ZM17 167H18V166H17ZM17 167H14V168H17ZM23 167H24V166H23ZM123 167H124V166H123ZM144 167H145V166H144ZM153 167H154V163H153ZM166 167H167V166H166ZM179 167H180V166H179ZM179 167H178V168H179ZM188 167H191V166H188ZM252 167H253V166H252ZM138 168H139V167H138ZM148 168H149V167H148ZM170 168H172V171L175 169V168L173 169V167H170ZM178 168L176 167V169H178ZM186 168H187V166H186ZM193 168H194V167H193ZM205 168H206V167H205ZM205 168H204V169H205ZM254 168H255V166L253 167V169H254ZM260 168H261V166H260ZM56 169H57V168H56ZM56 169L53 170L52 172H53V173H54V172H57ZM136 169H137V168H136ZM146 169H147V168H146ZM165 169H166V168H165ZM179 169H181V168H179ZM179 169H178V170H179ZM182 169H183V168H182ZM196 169H198V168H194V171H195ZM235 169H236V167H235ZM240 169H241V168H240ZM21 170H22V169H21ZM138 170H139V169H138ZM143 170H144V169H143ZM149 170H150V168H149ZM157 170H159V169L157 168ZM166 170H169V169H166ZM184 170H185V168H184ZM205 170H206V169H205ZM212 170H213V169H212ZM212 170H211V171H212ZM146 171H147V170H146ZM191 171H192V170H191ZM194 171H192V172H194ZM255 171H256V169H255ZM147 172H148V171H147ZM155 172H156V171H155ZM155 172H154V173H155ZM161 172H162V171H161ZM176 172H179V171H176ZM176 172H175V173H176ZM184 172H185V171H184ZM196 172H197V170H196ZM209 172H210V171H209ZM137 173H138V172H137ZM141 173H142V172H141ZM163 173H164V171H163ZM173 173H174V172H173ZM175 173H174V175H175ZM179 173H180V172H179ZM181 173H182V172H181ZM185 173H186V172H185ZM194 173H195V172H194ZM232 173H233V172H232ZM234 173H235V172H234ZM234 173H233V174H234ZM251 173H253V171H252ZM139 174H140V173H139ZM146 174L149 175V173H146ZM150 174H151V172H150ZM156 174H157V173H156ZM160 174H161V173H160ZM176 174H177L178 176L181 175V174H178V173H176ZM186 174L188 175V173H186ZM189 174H192V173H189ZM235 174H236V173H235ZM237 174H238V173H237ZM237 174H236V175H237ZM137 175H138V174H137ZM143 175H145V172H143ZM143 175H142V176H143ZM151 175H152V177H153V174H151ZM157 175H158V174H157ZM162 175H163V174H162ZM162 175H160V176H162ZM192 175H193V174H192ZM202 175H203V173H202ZM55 176H57V175L55 174ZM154 176H155V175H154ZM168 176L170 177L169 174H168ZM171 176H172V175H171ZM189 176H190V175H189ZM195 176H197V178L200 179V176H198V174H197V175H194V177H195ZM204 176H205V174H204ZM223 176H224V175H223ZM225 176H226V175H225ZM239 176H240V175H239ZM246 176H247V174H246ZM140 177H141V175H140ZM172 177H174V176H172ZM181 177H182V175H181ZM185 177H186V176H184V178H185ZM191 177H192V176H190V178H191ZM205 177H207V176H205ZM205 177H204V178H205ZM144 178H146V177H144ZM147 178L150 179L149 177H147ZM154 178H155V177H154ZM159 178H160V177H159ZM159 178H158V179H159ZM161 178H162V177H161ZM177 178H178V177H177ZM179 178H180V177H179ZM186 178H187V177H186ZM241 178H242V177H241ZM142 179H143V178H142ZM152 179H153V178H152ZM152 179H151V180H152ZM162 179H164V178H162ZM162 179H161V180H162ZM193 179H194L193 177H192V179L187 178V182H189V181H191V180H192V182H195V180L193 181ZM233 179H234V178H233ZM250 179H251V178H250ZM143 180H144V179H143ZM156 180H157V179H156ZM161 180L159 179V180H157V182H156L155 180H154V181H155L156 183H160V184H159L160 186H159V185H156V188H157L158 191H161V192H162L163 190H161V189L159 190L158 187L161 188V187H162L161 184L163 185V184L165 183L166 179H164L165 181L163 180V181H164L163 183L161 182ZM180 180L184 181L182 178H180ZM188 180H189V181H188ZM207 180H209V179H207ZM207 180H206V182H207ZM238 180H241V179H238ZM262 180H263V179H262ZM149 181H150V180H149ZM158 181H159V182H158ZM174 181H175V180H174ZM174 181H173V182H174ZM182 181H181V182H182ZM142 182H143V181H142ZM176 182L178 183V180H177ZM187 182H183V183L186 184ZM196 182H197V181H196ZM196 182L194 183V185L197 184ZM203 182H204V180H203ZM208 182H209V181H208ZM152 183H153V182H152ZM156 183H153V184H156ZM179 183H180V181H179ZM189 183H191V182H189ZM189 183H187V184H189ZM204 183H205V182H204ZM143 184H145V183L143 182ZM147 184H148V183H147ZM150 184H151V182H150ZM167 184H168V181H167ZM173 184H174V183H173ZM185 184H182V185H179V186H183V185H185ZM187 184H186V185H187ZM243 184H244V183H243ZM174 185H175V184H174ZM186 185H185V186H186ZM192 185H193V184H192ZM194 185H193V186H194ZM197 185H198V184H197ZM197 185H195V186H196V187H199V186H197ZM208 185H209V183H208ZM208 185H207V186H208ZM239 185H240V184H239ZM239 185H238V186H239ZM254 185H257V184H254ZM141 186H142V185H141ZM146 186H149V184L146 185ZM151 186H152V184H151ZM167 186H170V185H167ZM167 186H166V184H165V186H163V187L166 188ZM179 186H177V188H178ZM185 186H183V187H185ZM188 186H189V189H188ZM193 186H192L191 189L194 188V189H193V190H195L194 192H197V193H198V190H202V189H199V188H196V189H195V186H194V187H193ZM211 186H212V185H211ZM211 186H208V187H210V189H211ZM245 186H246V185H245ZM245 186H244V187H245ZM163 187H162V188H163ZM190 187H191L190 184L187 185V186H186V189H187V190H186V189H185V190L188 191V192H189V190H190V192H191L192 190L190 189ZM212 187H213V186H212ZM255 187H256V186H255ZM257 187H259V186H257ZM150 188H151V187H150ZM153 188H154V187H152V189H153ZM167 188L169 189V187H167ZM170 188H171V187H170ZM180 188H181V187H180ZM201 188H202V187H201ZM235 188H236V187H235ZM237 188L239 189V187H237ZM146 189H148V188H146ZM154 189H155V188H154ZM174 189H175V188H174ZM181 189H182V188H181ZM252 189H253V188H252ZM259 189H260V188H259ZM262 189H263V188H262ZM141 190H142V189H141ZM141 190H140V192H141ZM155 190H156V189H155ZM155 190H152L153 193H155ZM157 190H156V193H158ZM196 190H197V191H196ZM205 190H206V189H205ZM263 190H264V189H263ZM252 191H253V190H252ZM161 192H160V193H161ZM169 192H170V191H169ZM173 192H174V193H175V192H178V189H177L176 191L174 190ZM200 192H201V191H199V194H200ZM208 192H209V191H208ZM256 192H257V191L255 190V191L252 192V193L254 194V193H256ZM141 193H143V192H141ZM151 193H152V192H151ZM160 193H158V194H160ZM163 193H164V191H163ZM182 193H183V192H182ZM184 193H186V192L184 191ZM197 193H196V196L198 195ZM203 193H204V192H203ZM209 193H210V192H209ZM147 194H148V193H147ZM169 194H170V193H169ZM205 194H207V193H205ZM212 194H213V193H212ZM212 194H211V196H213ZM151 195H152V194H150V196H151ZM156 195H157V194H156ZM156 195L154 196V194H153V198H152V197H150V198H152V199H154V200H155V199H160V198H157ZM183 195H184V194H183ZM249 195H250V194H249ZM249 195H248L247 198L245 199V202H246V200H248V201H253V200H252V197H250ZM158 196H159V195H158ZM169 196H170V198H172V197H171L172 195H168V197H169ZM175 196H176V195H175ZM177 196H178V194H177ZM181 196H182V194H181ZM186 196H187V198H189V197H188L189 194H187ZM186 196H185V197H186ZM190 196H191V193H190ZM200 196H201V195H200ZM154 197H156V198H154ZM160 197H161V196H160ZM165 197H166V196H165ZM178 197H179V196H178ZM182 197L185 198L184 196H182ZM182 197H181V198H182ZM202 197H203V196H202ZM206 197H207V196H206ZM260 197H261V196H260ZM263 197H264V196H263ZM263 197H262V198H263ZM161 198H162V197H161ZM166 198H167V197H166ZM166 198H165V199H166ZM193 198H194V197H193ZM208 198H212V197H208ZM238 198H240V197H238ZM244 198H245V197H244ZM249 198H251V199H249ZM167 199H168V198H167ZM167 199H166V202L169 201V200L167 201ZM175 199H176V197H175ZM175 199H174V200H175ZM195 199H197V198H195ZM195 199H194V200H195ZM233 199H234V198H233ZM181 200H182V202L185 203V201H183V199H181ZM187 200H188V199H187ZM205 200H206V199H205ZM241 200H242V199H241ZM241 200H239V201L241 202ZM259 200H260V198H259ZM157 201H158V200H157ZM170 201H171V200H170ZM175 201H176V200H175ZM178 201H179V200H178ZM191 201H192V198H191ZM198 201H200V199H199ZM206 201H208V199H207ZM209 201H210V200H209ZM211 201H212V200H211ZM211 201H210V202H211ZM242 201H243V200H242ZM262 201H263V200H262ZM153 202H154V201H153ZM158 202H159V203H158V206H159V205H160V201H158ZM182 202L179 201V202H177V204H178V203H182ZM189 202H190V199H189ZM189 202H188V203H189ZM212 202H215V201L213 200ZM216 202H217V201H216ZM216 202L213 203V204L210 203V204H212L211 207H212L214 204H218V203H219V202H218V203H216ZM233 202H234V201H233ZM240 202H239V203H240ZM156 203H157V202H156ZM236 203H237V202H236ZM241 203H243V202H241ZM169 204H170V203H169ZM177 204H176V205H177ZM208 204H209V202H207V205H208ZM210 204H209V205H210ZM237 204H238V203H237ZM154 205H156V204H154ZM161 205H162V203H161ZM161 205H160V206H161ZM176 205H172L171 207H169V206H168V207H169L171 210L176 209L175 211H177V210H178V209H177V206H178L179 204H178L177 206H176ZM207 205H206V206H207ZM218 205L220 206V203H219ZM218 205H217V206H218ZM246 205H247V203H246ZM198 206H201V207H202V205H200V203L197 204V207H198ZM168 207L165 206V207L163 208V210H164L165 208H168ZM181 207H182V208H183V207L185 208V206H181ZM214 207H215V206H214ZM221 207H222V206H220L219 208H221ZM253 207H254V206H253ZM258 207H259V206H258ZM263 207H264V206H263ZM159 208H160V207H159ZM198 208H199V207H198ZM203 208H204V207H203ZM224 208H226V207H224ZM237 208H238V207H237ZM237 208H236V209H237ZM248 208H249V207H247L246 209H248ZM251 208H252V207H251ZM255 208H257V206H256ZM201 209H202V208H201ZM231 209L234 210V207L231 208ZM242 209H243V210H240L241 213H242V211H244L245 207L242 208ZM249 209H250V208H249ZM156 210H157V209H155V211H156ZM163 210H162V208H161L160 211H162V213H163ZM181 210H182V209H181ZM226 210H227V209H226ZM226 210H223V211H225V213H226ZM253 210H254V209H253ZM257 210H258V209H257ZM261 210L264 211V208L261 209ZM261 210L259 209V211H257V215H258V216H259V215H262V214L264 213V212L261 211ZM151 211H152V212H155V211H153V210H151ZM165 211H168V210H165ZM165 211H164V212H165ZM175 211H174V212H175ZM216 211H217V210H216ZM220 211H221V210H220ZM247 211H248V210H247ZM249 211H250V210H249ZM249 211H248V212H249ZM156 212H157V211H156ZM156 212H155V213H156ZM174 212H172L171 214H169V212H167L166 214H164V216L167 217V215H168L169 217H171V216H173V215H176ZM230 212H231V213H230ZM230 212H229V213L232 214L233 211L231 210ZM238 212H239V211H238ZM258 212H259V214H258ZM261 212H262V214H260ZM158 213H159V212H158ZM177 213H178V212H177ZM212 213H213V212H212ZM212 213H211V214H212ZM223 213H224V212H223ZM254 213H255V211H253L252 215L256 216V215H255L256 213H255V214H254ZM151 214H152V213H151ZM159 214H161V212H160ZM188 214H189V213H187V215H188ZM196 214H197V213H196ZM152 215H153V214H152ZM155 215H156V214H155ZM194 215H195V214H194ZM194 215H193V216H194ZM198 215H199V214H198ZM225 215H226V217L228 216L227 214H225ZM245 215H246V217H245V218H246V221H252V220H253V222H255V219H256V221L259 220L257 216H256L257 218H255L254 216L250 215V217H252V218H250V217H248V214H247V213H246ZM202 216H203V215H202ZM204 216H206L205 212H204ZM204 216H203V217H204ZM211 216H212V215L209 216V219L211 218ZM150 217H151V215H150ZM154 217H155V216H154ZM180 217H181V216H180ZM187 217H189V216H187ZM197 217H198V216H196V218H197ZM199 217H201V216H199ZM199 217H198V218H199ZM213 217H214V215H213ZM231 217L233 218V214H232ZM263 217H264V214H263V216H262V219H263V221H264V218H263ZM167 218H168V217H167ZM172 218H173V217H172ZM174 218H175V217H174ZM176 218H178V217H176ZM189 218H191V217H189ZM196 218H194V219H196ZM201 218H202V217H201ZM206 218H207V217H206ZM214 218H215V217H214ZM259 218H261V217L259 216ZM149 219H150V218H149ZM163 219H165V218H163ZM202 219H203V218H202ZM226 219L228 220V219H230V218H226ZM234 219H235V220H234ZM236 219H237V217H236V218L234 217L232 220L230 219V221H232V222L228 221V223H229V222H230V223H234L235 221H237ZM182 220H183V219H182ZM200 220H201V219H200ZM200 220H198V221H200ZM224 220H225V218H224ZM146 221H147V219H146ZM155 221H156V220H155ZM168 221H170V220L168 219ZM168 221H166V222H168ZM177 221H178V219H177ZM225 221H226V220H225ZM225 221H224V222H225ZM259 221H260V220H259ZM147 222H148V221H147ZM158 222H159V221H158ZM172 222H173V221H172ZM172 222H171V223L168 222V223L172 224ZM174 222H176V221L174 220ZM178 222H179V221H178ZM204 222H205V223H208V224H206V227H204L205 229L202 230V233H203L204 231L206 232V230L210 228V225H209V222H210V221H208V222L204 221ZM224 222H223V224H224ZM238 222L242 223L243 220H242V219H239ZM162 223H163V222H162ZM162 223H161V224H162ZM168 223H167V225H168ZM194 223H195V222H193V224H194ZM197 223H198V222H197ZM226 223H227V222H226ZM170 224H169V225H170ZM185 224H186V223H185ZM211 224H213V223H211ZM235 224H236V222H235ZM169 225H168V226H169ZM217 225H218V224H217ZM221 225H222V224H221ZM224 225H226V224H224ZM230 225H232V224H230ZM233 225H234V224H233ZM239 225H240V224H238V226H239ZM257 225H258V224H257ZM257 225L254 223L253 226H252L251 228H250V225H247V226L245 225V227H246V229L248 230V232L246 231L247 233H242L243 236L240 234V235H241L240 238H241L243 244L246 245L248 242H251V243L254 244V246H255L256 243H257V241H258V242H260V240H261V241H264V239H263L262 237L258 238V236L252 234V233H253V232H252L253 228H254V227L257 228L258 226H260V225H258V226H257ZM159 226H160V225H159ZM164 226H165V224H164ZM172 226H176V225L173 224ZM236 226H237V225H236ZM162 227H163V226H162ZM230 227H231V226H230ZM245 227H244V229H245ZM163 228H164V227H163ZM165 228H166V227H165ZM196 228H197V227H196ZM201 228H202V225H201ZM214 228H215V227H214ZM217 228H218V227H217ZM232 228L234 229L233 226H232ZM235 228H236V227H235ZM241 228H242V227H241ZM169 229H173V227H172V228H168V230H169ZM176 229H177V227H176ZM176 229H173V231H178V229H177V230H176ZM185 229H186V228H185ZM198 229L200 230V228H198ZM233 229H230V228H229V230H232V231H233ZM237 229H239V227H238ZM237 229H236V231H237ZM250 229H251V230H250ZM254 229H255V228H254ZM186 230H187V229H186ZM192 230H193V229H192ZM209 230H210V229H209ZM209 230H208V231H209ZM215 230H216V228H215ZM234 230H235V229H234ZM147 231H148V230H147ZM240 231H241V230H240ZM162 232H163V231H162ZM182 232L184 233L185 231L183 230ZM233 232H234V231H233ZM260 232H261V233H264L262 230H260ZM159 233H160V232H159ZM159 233H158V234H159ZM175 233H176V232H175ZM175 233H174V234H175ZM185 233H186V232H185ZM187 233H188V232H187ZM197 233H198V232H197ZM214 233H217V234H215V235L213 234V238H214V239H215L214 236H216V235H217L216 237H219V236H218V232H214ZM222 233H223V232H219V234H222ZM261 233H260V234H261ZM163 234H164V233H162V235H163ZM165 234H166V232H165ZM235 234H236V233H235ZM159 235H161V234H159ZM211 235H212V234H211ZM224 235H226V234H224ZM240 235H239V236H240ZM244 235H245V236H244ZM258 235H259V234H258ZM151 236H152V234H151ZM222 236H223V234H222ZM234 236H235V235H234ZM152 237H153V236H152ZM155 237H156V235H155ZM168 237H169V236H168ZM168 237L166 238V242H165V243H167V245H169V244L171 243L170 239L168 240ZM189 237H190V236H189ZM191 237H192V236H191ZM191 237L188 239L189 241L193 239V238H191ZM236 237H237V234H236L235 238H236ZM161 238H162V236H158V237H156L155 240H160V242H161ZM172 238H173V237H172ZM175 238H176V237H175ZM175 238H173V239H175ZM220 238H221V237H220ZM235 238H234V239H235ZM257 238H258V239H257ZM214 239H213V240H214ZM218 239H219V238H218ZM221 239H222V238H221ZM247 239H248V240H247ZM259 239H260V240H259ZM262 239H263V240H262ZM206 240H207V239H206ZM215 241H216V240H215ZM190 242H191V241H190ZM203 242L205 243L206 241H203ZM224 242H225V241H224ZM174 243H175V242H174ZM213 243H215V242H213ZM220 243H221V242H220ZM220 243H218V244L222 246L223 244H220ZM228 243H229V242H228ZM240 243H241V242H240ZM211 244H212V241H211ZM243 244H242V245H243ZM215 245H216V244H215ZM226 245H228V244H224L223 246H226ZM229 245H230V244H229ZM161 246H162V245H161ZM216 246H217V245H216ZM230 246H231V245H230ZM230 246H229V247H230ZM257 246L260 247L259 245H257ZM211 247H212V246H211ZM226 247H227V246H226ZM211 249H212V248H211ZM216 249H217V248H216ZM262 249H263V247H262ZM217 251H218V250H217ZM254 251H255V250H254ZM258 251H259V250H258ZM219 252H220V251H219ZM219 252H218V253H219ZM249 252H250V251H249ZM244 254H245V253H244ZM223 256H224V255H223ZM223 256H222V258H223ZM225 256H226V255H225ZM249 256H250V255H249ZM253 256H254V254H253ZM213 257H214V256H213ZM227 257H228V256H227ZM242 257H243V256H242ZM256 258H257V257H256ZM250 259H251V258H250ZM216 260H217V259H216ZM218 260H220V259H218ZM248 260H249V259H248ZM255 260H256V259H255ZM261 260H264V259H261ZM221 261H222V259L219 261V263H220Z\"/></svg>",
	"mask_w": 264,
	"mask_h": 264
}]
</instances>
